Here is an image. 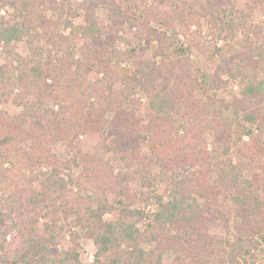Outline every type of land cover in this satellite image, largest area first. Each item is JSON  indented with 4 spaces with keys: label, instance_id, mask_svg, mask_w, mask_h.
<instances>
[{
    "label": "trees",
    "instance_id": "obj_1",
    "mask_svg": "<svg viewBox=\"0 0 264 264\" xmlns=\"http://www.w3.org/2000/svg\"><path fill=\"white\" fill-rule=\"evenodd\" d=\"M4 5L14 8V19L6 22L0 17L5 60L0 65V264H88L80 259L74 236L69 248L60 245L63 221L70 217L96 247L90 264H164L165 251L173 254L170 264H253L261 246L259 237L264 240V173L261 179L251 162L250 181L242 179L241 168L230 159L219 167L213 186L207 184L202 170L197 178L203 180V189L191 191L206 198L207 204L200 208L195 207L196 198L190 191L183 195L175 181L165 202L154 192L133 191L130 183L142 180L144 186L152 185L151 165L156 162L159 176L193 161L210 166L196 132L204 123L218 140L225 133V115L231 122L239 118L256 124L263 140L258 134L250 155L253 159L261 155L264 111L257 105L264 106V79L257 80L255 71L264 70V41L251 48L249 59L237 55L240 62L235 61L236 55L226 57L222 47L213 49L220 60L215 73H227L237 81L247 102L243 108L239 101L224 102L211 93L219 87L215 73L203 74L202 83L192 76L189 61L158 64L144 57L152 42L161 45L166 41L165 49L171 48L202 17L210 16L215 24L219 9L214 1L197 6L190 0H155L154 4L140 0H0V11ZM100 7L107 12L106 31L94 13ZM78 9L85 14L82 25L74 23ZM226 18V22L219 21L218 34L240 25L236 18ZM152 20L164 31L150 28ZM124 24L136 25L144 44L117 49L118 40L127 42L118 35ZM60 27L68 33H61ZM196 36L192 41L200 42ZM24 38L28 57L15 49ZM39 38L49 49L35 45ZM78 39L83 40L79 46ZM117 81L126 84L114 90ZM136 86L149 96L145 121L124 109ZM199 88L206 94L204 101L194 97ZM183 94L189 96L186 104L181 100ZM9 102L20 108L19 113L8 115L1 109ZM193 104L196 107L190 109ZM87 134L98 135L104 149L118 155L125 170L115 173L102 157L75 152L76 141ZM25 142L28 145L22 147ZM58 142L69 148V159H60L54 152ZM147 151L149 155L144 154ZM74 185L78 187L75 192ZM223 190H234L231 205L224 209L217 201ZM151 199L157 201L158 211L141 231L137 224L147 214L134 205ZM201 211L211 222L220 218L226 230L230 215L238 216L233 240L201 234L209 224L201 219ZM105 215L113 221L105 220ZM145 242H153L154 248H141ZM247 258H251L248 263Z\"/></svg>",
    "mask_w": 264,
    "mask_h": 264
},
{
    "label": "rangeland",
    "instance_id": "obj_2",
    "mask_svg": "<svg viewBox=\"0 0 264 264\" xmlns=\"http://www.w3.org/2000/svg\"><path fill=\"white\" fill-rule=\"evenodd\" d=\"M59 1V0H57ZM143 4H154L155 0H140ZM214 1L216 5H218V21L214 24L213 20L209 17H202L200 21H198V25L190 26V34H181L178 36L177 40L174 42V45L171 48L165 49V45H168L166 41L162 42L161 45L157 44V42H152L151 45L145 50L144 57L149 60H154L156 63L161 64L166 61H177L185 60L190 63V72L195 79L202 80L203 74H213L216 72L219 65V58L214 54V48H223L224 55L229 57L231 55H236L235 61L240 62V58H237V55L242 57L246 55L247 59L251 55V48L262 43L264 41V0H211ZM191 3L196 4L197 6H202L206 4L207 0H190ZM216 5H212L215 7ZM224 5V6H223ZM78 16L74 19L75 25H82L85 23V14L81 9L77 10ZM95 16L98 18L99 22L103 25L104 31H106L107 24V12L104 8H96ZM49 14V13H48ZM14 8L8 5H4L0 11V17H3L6 22L14 19ZM230 16V18H236L240 25L236 28H232V30L224 33L218 34L220 20L227 21L226 18ZM16 19V18H15ZM148 26L157 31H164V27L160 25L158 22L150 21ZM137 26H129V24L122 25L119 34L124 40H118L116 43L117 49L121 51H125L130 48V46H135L136 44H144L143 40L138 36ZM59 31L63 34H67L68 30H65L63 27H60ZM196 33V38L198 35L200 37V42L198 40L195 42L192 41L193 34ZM221 35V36H219ZM187 39H191L193 44H189ZM83 42L82 39L76 40V43L81 45ZM130 42V45L127 43ZM198 43V44H197ZM35 45L42 47L44 50L49 49L48 45L42 38H39L35 41ZM195 45V46H194ZM196 45L199 47L197 48ZM16 51L22 55L23 57H28L30 55V50L27 46V40L24 38L21 42L17 43L15 46ZM201 49V50H200ZM205 51V53H204ZM158 52V54H156ZM157 55V56H156ZM242 55V56H241ZM249 59V58H248ZM258 59L254 56V60ZM4 55L0 48V65L4 63ZM125 63H122V66H125ZM129 68H134L132 65H126ZM177 69V68H176ZM134 70V69H132ZM168 72V71H167ZM166 73V72H165ZM216 74V73H215ZM255 75L257 80L264 79V70H256ZM139 78V76H136ZM219 80L217 85L219 87H214L211 89V93L216 95L218 100H222L224 102H236L239 101L241 105L246 107L247 102L244 100L241 89L237 81L231 79V77L227 73L219 72L216 74V79ZM202 82V81H201ZM203 83V82H202ZM125 81H117L114 85V90L120 89L123 85H125ZM195 99L198 101H204L206 99V94L203 88H199L196 90ZM188 95L183 94L181 96V100L186 104ZM262 103L258 104L260 108H262V112L264 111V106ZM188 106V105H187ZM254 107V104L252 105ZM190 109L192 107H196V105L188 106ZM149 108V96H146L143 92H141L136 86L130 95L129 100L124 105V109L129 112H133L137 117L142 119L143 121L148 120L147 112ZM1 109L5 111L8 115H14L19 113L20 108L15 106L13 103L9 102L7 104H3ZM196 109V108H195ZM112 113H108L107 117H112ZM227 123L225 128V133H222L221 137L216 140L214 133L210 127L205 126L206 124H200L199 130H197V137H199L200 141H202L203 147L208 153V161L210 166H205V162L201 161L198 163L193 161L190 164L178 165L176 168L172 169V171L166 176H159L160 167L156 163L151 165V175L150 182L152 185L144 186L142 180H133L130 183V188L139 193L146 192L151 193L154 192L156 195H159L163 198V201H167L170 198L172 193V182H176L177 186H181L180 190L183 192V195L187 194V191L191 196L196 198L195 207L200 208L207 204L206 198L198 197V194L195 192H191L194 189H203L200 185L203 180H198V174L204 170L206 173L204 175V179L208 185L213 186L216 184L218 180L219 167L228 163L229 159L232 161L234 165L240 167L242 170V179H248L249 181L252 179L253 173L251 172V168L249 167L250 162L251 166H255L254 173L259 175L262 179V174L264 173V141L263 142V152L260 156H257L253 159L250 155L251 146L254 145L256 137L259 135L261 140L262 134H260L259 128L254 123H248L242 121L241 119H235L231 122V119L225 115V119ZM231 122V126L229 123ZM195 131V129H194ZM259 138V139H260ZM28 145V142L22 144V147ZM183 146V145H182ZM182 146L179 148L181 149ZM75 152H79L82 154H88L89 156H99L102 157L105 161H108L110 165L113 167L115 173L124 171L125 167L121 162L118 155L107 152L104 149V144L101 138L96 134H87L81 136L75 143ZM185 147V146H184ZM218 149L217 155L215 149ZM54 152L59 156L60 159H69L71 157V152H69V148L66 146L64 142H58L53 147ZM215 151V154H214ZM144 154H150V152H145ZM204 165V166H203ZM46 168L42 169L44 172ZM73 173L78 174L79 168L78 164L74 165ZM66 175V173H65ZM64 175V176H65ZM264 180V179H262ZM181 181H186V183H190L185 185ZM262 183V181H260ZM181 183V184H180ZM38 188L37 182L34 184ZM73 191H77L78 187L74 185L71 187ZM179 188V187H178ZM242 189V188H241ZM243 190V189H242ZM234 194V190L226 191L223 190L220 192V196L217 197V201L219 202L222 209L227 208L231 205L229 198ZM112 198V195H109ZM134 208L143 210L147 216L138 222L137 227L143 231L145 225L148 222L152 221L153 214L158 211L157 201L155 199H151L148 202L141 200L134 205ZM203 216V220H208L209 215L205 212L201 211ZM104 219L107 221H113V217L111 215H105ZM200 219V220H201ZM214 222L211 220L208 222V228L202 230L200 233H206L208 236H213L222 240H233V232L234 227L239 223V217L234 213L230 215L229 221V229L226 230L223 226H221L220 218H213ZM199 220V219H198ZM43 220L39 221V226L42 227ZM64 224V238L61 240V246L64 248H69L72 246V237H75V242L78 243L80 259L84 263L90 264L93 259L94 252L96 250L95 245L91 239H88L84 232L81 230L79 226L76 225L74 218L70 217L63 221ZM163 235V237H169L170 233ZM164 237V238H165ZM261 246L254 253L253 256V264H264V240L262 237H259ZM155 244L153 242H145L141 244V248L146 251L152 250ZM162 259L164 264H170L173 261V254L171 252H163ZM251 261V258H247V263ZM242 263V261L240 262Z\"/></svg>",
    "mask_w": 264,
    "mask_h": 264
}]
</instances>
